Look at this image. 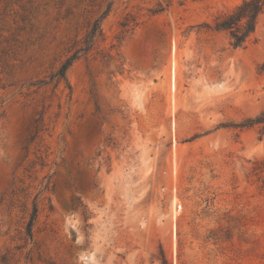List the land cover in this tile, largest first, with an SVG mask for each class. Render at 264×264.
<instances>
[{
    "label": "rangeland",
    "instance_id": "rangeland-1",
    "mask_svg": "<svg viewBox=\"0 0 264 264\" xmlns=\"http://www.w3.org/2000/svg\"><path fill=\"white\" fill-rule=\"evenodd\" d=\"M242 1L0 0V264H264V123L233 126L264 12L242 47L213 29ZM97 19L70 89L40 82Z\"/></svg>",
    "mask_w": 264,
    "mask_h": 264
},
{
    "label": "trees",
    "instance_id": "trees-1",
    "mask_svg": "<svg viewBox=\"0 0 264 264\" xmlns=\"http://www.w3.org/2000/svg\"><path fill=\"white\" fill-rule=\"evenodd\" d=\"M109 9L107 8L102 18L107 15ZM264 12V0H243L230 12L218 16L213 25V29L216 31H222L227 33L229 43L233 48L242 47L248 41V39L255 33L258 24L259 16ZM126 25V23L122 24ZM100 20L97 19L90 30L86 34V38L82 41L75 42L74 45L68 50V55L59 64L55 71L49 75L48 81L41 80L43 84L51 81H55L57 85L63 81L70 89V85L67 80V71L71 65L79 58L87 55L95 47L94 37L95 35H101ZM113 47V45L111 46ZM102 57L111 58L109 53H101ZM264 123V111L254 118H247L242 123L235 124V127H248L254 124ZM257 174L261 179L264 187V161L259 162L256 167ZM38 214V208L33 203L32 210L29 218L25 224V239L31 240L33 238V225ZM7 258L5 255L1 256V262L5 263Z\"/></svg>",
    "mask_w": 264,
    "mask_h": 264
},
{
    "label": "bare ground",
    "instance_id": "bare-ground-1",
    "mask_svg": "<svg viewBox=\"0 0 264 264\" xmlns=\"http://www.w3.org/2000/svg\"><path fill=\"white\" fill-rule=\"evenodd\" d=\"M172 66H173V63H172Z\"/></svg>",
    "mask_w": 264,
    "mask_h": 264
}]
</instances>
